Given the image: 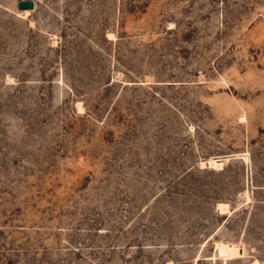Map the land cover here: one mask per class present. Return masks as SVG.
I'll return each instance as SVG.
<instances>
[{
	"label": "rangeland",
	"instance_id": "374dc122",
	"mask_svg": "<svg viewBox=\"0 0 264 264\" xmlns=\"http://www.w3.org/2000/svg\"><path fill=\"white\" fill-rule=\"evenodd\" d=\"M18 1L0 264H264V0Z\"/></svg>",
	"mask_w": 264,
	"mask_h": 264
},
{
	"label": "bare ground",
	"instance_id": "6f19581e",
	"mask_svg": "<svg viewBox=\"0 0 264 264\" xmlns=\"http://www.w3.org/2000/svg\"><path fill=\"white\" fill-rule=\"evenodd\" d=\"M33 0H20V1H18L17 2V8L19 9V10H24V11H22V14L23 15H26L29 11H31L30 9H32L33 8V6H35V5H33V2H32ZM26 9V10H25ZM220 164H221V162L220 161H217V160H210L209 162H208V165H209V167H219L220 166ZM225 204V203H224ZM220 206H222L223 207V204L221 203L220 204ZM222 207H220L219 209L221 210V209H223ZM225 209V208H224ZM223 209V210H224Z\"/></svg>",
	"mask_w": 264,
	"mask_h": 264
}]
</instances>
